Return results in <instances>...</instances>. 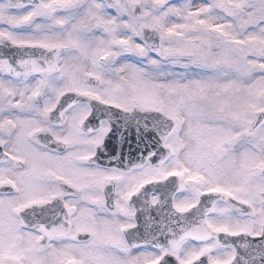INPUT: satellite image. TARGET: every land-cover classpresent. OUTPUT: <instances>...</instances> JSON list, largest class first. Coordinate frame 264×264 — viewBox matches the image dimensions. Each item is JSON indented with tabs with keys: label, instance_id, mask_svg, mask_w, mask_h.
<instances>
[{
	"label": "snow or ice",
	"instance_id": "6c2138e0",
	"mask_svg": "<svg viewBox=\"0 0 264 264\" xmlns=\"http://www.w3.org/2000/svg\"><path fill=\"white\" fill-rule=\"evenodd\" d=\"M0 264H264V0H0Z\"/></svg>",
	"mask_w": 264,
	"mask_h": 264
}]
</instances>
